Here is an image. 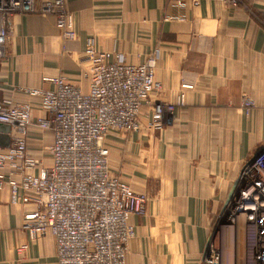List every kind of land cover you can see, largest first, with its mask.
Segmentation results:
<instances>
[{"label":"crops","instance_id":"crops-1","mask_svg":"<svg viewBox=\"0 0 264 264\" xmlns=\"http://www.w3.org/2000/svg\"><path fill=\"white\" fill-rule=\"evenodd\" d=\"M66 4L75 33L68 41L54 15L14 16L0 49V99L29 102L35 118L47 116L41 97L27 90H52L51 79L63 75L88 92L87 47L132 64L154 56L161 90L153 99L173 105L163 128H151L146 114L139 129L106 140L111 172L149 195L146 213L130 216L136 234L125 264H204L231 188L264 144V0ZM52 142L51 132L31 128L27 144L41 166L52 164L45 151ZM33 208L0 190V264H56L51 234L33 237L23 227ZM213 241L221 263L244 264L242 232L224 229Z\"/></svg>","mask_w":264,"mask_h":264},{"label":"built area","instance_id":"built-area-1","mask_svg":"<svg viewBox=\"0 0 264 264\" xmlns=\"http://www.w3.org/2000/svg\"><path fill=\"white\" fill-rule=\"evenodd\" d=\"M21 13L54 15L63 39L75 38L66 0H0V49L11 38L14 16ZM85 56L90 62L88 92L63 75L51 79L52 90H27L41 97L47 116L35 118L29 102L0 99V123L11 127L10 145L0 144V190L8 188L14 204L34 205L24 214L23 227L33 237L51 234L56 264H125L128 243L136 234L130 216L146 213L149 195L111 172L106 140L139 129L146 114L149 126L161 130L173 105L153 99L161 90L154 56L132 64L121 54L93 46ZM31 128L53 134L45 150L50 166H41L31 154ZM37 167L39 172L32 173ZM238 179L223 211L229 223L221 229L243 233L244 264H264V144ZM220 256L212 241L204 264H223Z\"/></svg>","mask_w":264,"mask_h":264},{"label":"water","instance_id":"water-1","mask_svg":"<svg viewBox=\"0 0 264 264\" xmlns=\"http://www.w3.org/2000/svg\"><path fill=\"white\" fill-rule=\"evenodd\" d=\"M10 125L9 124H5V123H0V144L3 146H9L10 145V136H9V132H10ZM239 179H237L233 185V187L231 188L228 200L230 199L231 195L233 194V192L236 189V186L238 184ZM227 200V202H228ZM227 202L225 204V206L227 205ZM229 222L223 218L219 224L215 227V229L213 230L211 236L209 237L208 243H207V247L205 250V254L204 257L207 255L208 253V249L211 245V242L214 240V238L216 237L217 232L221 229L222 226L227 225Z\"/></svg>","mask_w":264,"mask_h":264},{"label":"rangeland","instance_id":"rangeland-1","mask_svg":"<svg viewBox=\"0 0 264 264\" xmlns=\"http://www.w3.org/2000/svg\"><path fill=\"white\" fill-rule=\"evenodd\" d=\"M219 222H220V221H219ZM219 222H218V224H219ZM229 228L231 229V227H228V228H227V227H225V228H222V229H221V231H222V230H224V229H227V230H229ZM231 230H232V229H231ZM232 264H233V263H232Z\"/></svg>","mask_w":264,"mask_h":264}]
</instances>
